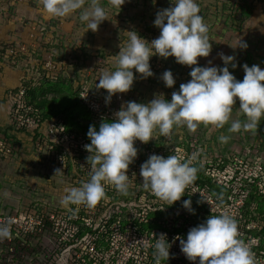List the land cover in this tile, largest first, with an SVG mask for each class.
<instances>
[{
  "label": "rangeland",
  "instance_id": "374dc122",
  "mask_svg": "<svg viewBox=\"0 0 264 264\" xmlns=\"http://www.w3.org/2000/svg\"><path fill=\"white\" fill-rule=\"evenodd\" d=\"M196 3L208 27L211 44L209 55L197 58L198 65L223 66L219 56L223 53L234 57L237 66L233 69L229 65V71L237 80L243 79V64H256L264 69V0H196ZM99 4L105 9L107 18L94 32L86 30L85 23L79 20L80 10L62 18L51 17L39 0H0V131L12 148L10 155L0 157L1 211H25L33 205L58 210L65 207L60 203L64 189L80 186L91 175L85 159L90 153L83 147L90 143L86 136L88 129H82L77 135L69 132L76 135L77 141L63 150L56 146L50 132V125L59 123L57 117L17 128L14 114L22 115L29 110L33 115V107L25 96L26 89L18 87L22 80H33L36 88L41 82H49L62 89L67 97L60 102V112L71 111L73 115L76 113L78 122L99 125L112 121L122 103H146L154 94L161 93L170 99L172 91H178L179 85L190 79V66L177 63L172 56L165 59L153 55L149 58L153 75L141 78V74L133 69L135 79L131 88L113 94L106 103V90L95 87L99 75L104 70H114L119 47L127 42V31L134 30L148 41L158 37L160 30L153 24L155 14L169 7L170 0H155V3L152 0H125L120 8L113 7L109 0H99ZM84 6H88L87 0ZM239 39L247 43V48L236 46ZM166 69L171 70L175 79L171 88L165 87L160 79ZM20 97L23 104L20 108L14 107L13 101ZM238 107L237 98L230 120L222 128L199 124L194 132H189L185 126H180L174 127L170 139L155 130V138L149 142L134 141L137 156L131 163L133 168L128 167L126 174L129 177L136 175L138 168L134 163H143L151 154L167 157L184 153L188 158L195 152L197 157L193 166L198 169L197 173L201 172V178L211 175L210 168L217 170L220 166L229 176L236 173L247 193L256 189L257 199L252 197L246 212L264 223V214L257 212L264 208V191L259 192L257 186L264 173V117L255 131L230 133L227 129L232 120H245ZM77 128L80 129L79 125ZM20 133L27 136L24 141H29V147L17 138ZM221 135L230 138L221 143L218 139ZM240 168H247V171L241 172ZM56 169L61 173L55 174ZM5 192L9 195L5 196ZM96 214L99 222L106 212ZM57 234L59 237L63 232L59 229ZM49 238L50 243L56 241L52 232ZM30 253L24 264H59L52 255L47 256L45 250H30Z\"/></svg>",
  "mask_w": 264,
  "mask_h": 264
},
{
  "label": "clouds",
  "instance_id": "9594fccd",
  "mask_svg": "<svg viewBox=\"0 0 264 264\" xmlns=\"http://www.w3.org/2000/svg\"><path fill=\"white\" fill-rule=\"evenodd\" d=\"M43 9L51 17H65L80 10L79 20L86 30L96 31L98 25L107 18L99 0H39ZM125 0H109L113 7H119ZM155 3V0H152ZM196 0H170V6L155 14L154 26L159 28L158 37L148 41L136 31H127L128 39L119 47L114 62V70H104L98 77L97 89L107 92L105 102L113 94L127 92L135 79L133 69L141 78L153 75L149 58L153 55L167 59L172 56L181 65L190 66V79L172 91L171 98L161 94L144 102L126 101L115 111L112 121L99 124L98 130L89 125L86 136L90 143L83 145L90 153L85 159L91 173L89 179L78 187H66L60 203L94 207L105 197L104 185L111 184L117 192L127 195L129 176L127 169L137 156L134 141L149 142L159 135L171 138L174 127L185 126L194 132L199 124L222 128L229 122L233 105L238 98L239 110L245 120H232L228 132L255 131L261 117H264V69L258 65H241L242 80H237L229 71L236 68L234 57L219 53L223 66H200L198 57H207L211 44L207 35L208 27L203 21ZM236 46L244 49L247 43L239 39ZM209 64L211 62L209 61ZM164 86L171 88L175 79L171 70L166 69L160 76ZM229 136L218 137L226 143ZM197 153H192L181 161L176 155L163 157L151 154L140 165L141 187L156 198L171 205L180 200L185 189L197 179L198 169L192 165ZM61 173L60 169L55 174ZM5 196L9 195L7 192ZM208 202L201 198L197 203ZM182 206L190 212V199L182 201ZM9 218L0 222V240L10 238ZM180 251L189 261L198 264H254L250 247L239 238L238 223L229 213L208 215L203 222L191 227L186 239L179 235ZM155 264L169 258L170 243L166 234H159L152 245Z\"/></svg>",
  "mask_w": 264,
  "mask_h": 264
},
{
  "label": "built area",
  "instance_id": "2783aa9c",
  "mask_svg": "<svg viewBox=\"0 0 264 264\" xmlns=\"http://www.w3.org/2000/svg\"><path fill=\"white\" fill-rule=\"evenodd\" d=\"M9 97L12 99L11 95ZM20 99L13 101L14 107L20 108L23 104ZM13 116L17 128L36 121L29 110ZM50 132L56 146L63 150L77 141L75 134H61L56 124L50 125ZM0 153L4 157L12 153L1 133ZM177 157H181V161L187 158L184 153ZM195 162L192 161V165ZM140 165L134 163L137 174L129 177L131 185L127 195L120 194L114 186L106 183L105 197L92 208L69 205L51 210L40 205L39 209L32 206L25 211L0 210V222L9 218L14 221L10 226V238L0 240V264H24L30 250H45V254L52 255L59 264H155L152 245L161 233L166 234L170 243V255L160 264H198L199 258L197 261L186 259L180 251L179 240L174 238L179 235L186 239L188 230L203 222L208 215L225 212L237 220L239 238L250 247L254 264H264V223L251 218L252 215L245 211L247 192L236 173L229 176L220 166L217 170L210 168L206 185L195 180L185 189L180 200L168 205L141 187ZM129 168L133 165L130 164ZM243 170L247 171V168H240L241 172ZM259 181V192H263L264 173ZM214 189L220 191L219 199L211 193ZM201 198H206L209 203H197ZM185 199H190L194 213L182 206ZM102 211L106 214L98 222L96 213ZM59 229L63 235L58 237ZM51 232L56 240L53 243L49 238Z\"/></svg>",
  "mask_w": 264,
  "mask_h": 264
},
{
  "label": "trees",
  "instance_id": "16d2710c",
  "mask_svg": "<svg viewBox=\"0 0 264 264\" xmlns=\"http://www.w3.org/2000/svg\"><path fill=\"white\" fill-rule=\"evenodd\" d=\"M20 86L21 87L23 86L26 89L25 96L28 98L27 102L33 107V116L37 122L38 121L41 122L57 117L59 118L58 119L59 123H57V127L61 134H69V132H76L75 134L77 135L79 132H82V129H88L89 125H93L98 130L99 125L97 124L88 123L87 121L85 123L78 122L76 119V113L75 115H73L71 111H65V110L62 112L59 111V108L61 107L60 102L66 99L67 95L63 93L62 89L55 87V85L53 86L49 84V82H41L39 88H36L33 80H22V84L19 85L18 87ZM63 114H66V117H64ZM78 125L81 130L77 128ZM0 133L2 132L0 131ZM0 157H4V156L1 155L0 153ZM196 175H197V179H196L197 182H200L201 184H205V185L209 182L206 176H203L201 178L200 176L201 172H198ZM211 193L217 199H219V195H220L219 190L214 189L213 191H211ZM256 196H257L256 189H250L249 193H247V198L245 202L246 204L245 211H247L246 209L249 210L252 197L254 200H256L257 199ZM33 206H35L38 209L40 208V205H33ZM257 212L259 214H264V208L261 207L260 210L257 209Z\"/></svg>",
  "mask_w": 264,
  "mask_h": 264
},
{
  "label": "crops",
  "instance_id": "0c3cea01",
  "mask_svg": "<svg viewBox=\"0 0 264 264\" xmlns=\"http://www.w3.org/2000/svg\"><path fill=\"white\" fill-rule=\"evenodd\" d=\"M26 137L27 136L23 135V133H20V135H17V138L20 139V140L22 139L23 142L26 144V146L29 147V141L28 142L27 141H24V140H27ZM26 146H25V148H26Z\"/></svg>",
  "mask_w": 264,
  "mask_h": 264
}]
</instances>
